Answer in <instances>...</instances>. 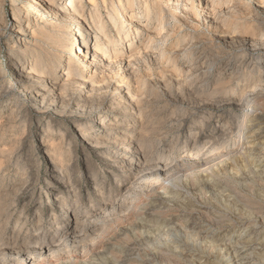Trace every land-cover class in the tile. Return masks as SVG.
Masks as SVG:
<instances>
[{"label":"bare ground","instance_id":"6f19581e","mask_svg":"<svg viewBox=\"0 0 264 264\" xmlns=\"http://www.w3.org/2000/svg\"><path fill=\"white\" fill-rule=\"evenodd\" d=\"M24 1L30 2L37 8L32 20V17L24 12L25 10L16 7L20 18L16 25H11V33L7 37L10 59L14 60L13 73L16 76V83L33 101L38 111L47 110V107L53 105H63L66 99L62 94L66 89L72 91V100L75 99L67 105L70 111L80 109V101L96 99L95 103L98 107L91 115L95 114L92 120L101 127L102 132L94 131L85 123L77 127V133L83 141L93 143L90 149H96V145L105 146L106 167L119 172L117 175L119 178L114 179L117 190L114 194L112 192L106 194L105 185L103 187L98 185L100 173L94 167L85 164L91 177L93 191L103 203L100 212H107L108 209H114L113 207L127 210L128 213L133 212L131 205L138 200V197L129 191L121 192L126 180L130 181L131 189H162L164 195L161 196L160 203L167 214L156 221L160 225L159 228L149 230L150 236L148 233L146 235L137 233L130 244L111 249L108 258L104 253H93L96 255L94 259L73 263L68 259L69 257L75 255L81 258L88 251L90 252L91 247L97 245L95 243L89 248L83 241L95 240L97 237L90 239L96 235L94 230L100 227L106 229L107 226L99 225L90 216L81 222L77 211L71 214L73 208L63 199L66 190L71 188L75 191L79 190V185L74 183L72 177L69 178L67 172L72 168L71 157L64 154V147H60L61 145H51L50 142L55 137L51 128H41L38 137L41 142V152L54 168L47 175V193L49 199L56 203L61 214L66 215V223H69V226L57 227V230L44 239L36 236L39 242L30 245V241L22 239L24 236L29 238L31 232L27 228L28 218L24 213H20L14 228L4 237H0V257L14 253L18 264H37L42 257L56 259L58 256H65L61 264H152L153 262H155L153 264L160 262L205 264L210 259L207 254L210 248L209 242L205 240L208 238L217 241L224 236H215L214 231L198 219L199 216L196 217L193 211V213L189 212L195 210L199 215L204 216L206 212L200 210L198 206L203 208L208 204L204 201L198 204L194 198H189L175 186L177 187L181 182L185 186L201 184L200 193L209 196L208 191L204 189L208 187L211 172L220 177L221 174L228 173L233 166L229 159L223 160L228 155H226L227 140L230 139H237L234 153L242 164L251 168L253 166L258 170H261V167L264 169V141H261L264 138V116L259 114L255 107L260 99L259 94L264 92L260 87L251 91L245 83L252 71L262 69L264 73V66L261 68L255 62L262 60L264 63V0H251L252 2L199 0L202 9L205 8L211 13L215 11L214 16L209 20L211 26L218 30L217 38L208 37V41L212 39V44L206 47H197L199 34L195 33L196 35L192 37L183 35L184 30L194 23L192 17L196 14L193 13L195 12L193 6H196V3H192L193 0H158L145 6L139 2L143 0H101L107 11V19L103 18V13L100 11L99 0ZM138 2L142 8L139 7ZM91 7L92 10H89ZM0 9V18L3 19L4 13L1 7ZM180 11L184 13L180 14ZM143 21L157 22L155 31L150 33L141 24ZM113 28L116 31L114 36ZM176 37L177 42L170 50L171 41ZM3 38L4 34L0 29V41ZM236 44L239 52L230 50ZM122 45L124 47L119 49ZM259 49L261 54L258 57L255 53ZM214 55H218V58L211 61L209 66H205L204 60H211ZM147 57H153L157 61L156 64L164 61L171 64L174 73L177 76L179 74L183 81H188L207 106L209 104L221 108L224 105H233L236 108V111L229 114V121L220 125L222 131L217 136L216 142L205 149L206 153L194 159L196 152L192 149L187 158H183L185 164L200 166L199 173L192 174L191 171V174L185 176H172L176 164H180L182 160L178 162L173 154L162 157L160 148L167 140L173 142L176 140L177 143L184 140L187 145L201 146L200 144L205 140H203L204 130L209 129L208 126L215 113L208 114L201 109L202 106L197 109L189 106L180 108L163 101L159 96L151 101L144 99L142 95L145 91V81L140 75L139 64L144 63ZM233 57L240 60L239 68L235 72H232L229 64ZM64 60L67 61L65 66H63ZM186 67L189 69L185 70ZM61 68L64 70L59 74ZM90 69H93V72ZM87 72L89 73L86 74ZM217 72L218 85L209 91L212 78ZM134 78L137 82L143 83L142 86H133L131 80ZM98 79L102 82L99 85L96 84ZM226 79H230L227 85H225ZM144 100L146 103H143ZM241 118L242 126H238L237 122ZM137 120H140L143 126L139 127ZM68 135L69 133H65L61 139H65ZM258 137H262L259 138L260 143L253 145L248 143L249 139ZM31 139L32 134L27 130L16 137L21 147L28 144ZM205 144L203 142V145ZM21 149H18L21 151H18V154L14 152L16 155L13 153L14 156L12 155L9 160L21 156L23 154ZM230 155L232 154L228 156ZM28 159L30 162L31 158ZM0 164L4 163L0 162ZM19 166L18 162L14 163V167ZM188 172L190 173V170ZM224 189L215 184V190L209 188V191L216 198L215 200L221 203L222 200L228 204L233 203L234 200L229 202L230 195L226 196ZM24 190L22 194L26 192ZM37 194L41 195L42 190L36 189L32 198ZM187 200L197 207L188 205ZM184 209L188 212L183 211ZM52 214L55 219L58 218L57 212ZM4 215L8 223L15 214L8 209ZM34 218L38 223L36 231H41L40 223L43 217L36 212ZM249 219L241 217L237 222L228 225L224 223L223 226L232 230L236 226L251 229L253 239L250 243L258 242L261 239V228L254 230ZM141 227L147 230L140 224L139 229ZM152 234L154 236H151ZM160 234L165 236L159 237ZM233 234L230 235V243L224 244L221 248H215L213 245L212 248L218 251L220 259L226 260L225 264H243L240 259L245 258L247 248L241 242L242 237ZM173 235L176 236L175 239L171 238ZM181 237L194 243L195 247L179 242ZM77 240L82 242L76 243ZM70 244L73 246L71 247ZM197 246L203 249L195 250ZM259 246L264 252V244ZM245 260H248L246 264H258L264 261V256L254 253Z\"/></svg>","mask_w":264,"mask_h":264},{"label":"rangeland","instance_id":"374dc122","mask_svg":"<svg viewBox=\"0 0 264 264\" xmlns=\"http://www.w3.org/2000/svg\"><path fill=\"white\" fill-rule=\"evenodd\" d=\"M85 1L87 2V0ZM145 1L147 2L143 4V2ZM157 1L158 0H143L139 2L142 6H145L150 2L156 3ZM246 1L252 2L251 0ZM191 2L194 4L196 3V6H193L195 11L193 13L196 15H194L195 17H192L194 22L192 24L193 27H188L189 29L186 28L183 35L192 37L196 34H199L200 36L197 42V47H206L212 44V39H209L208 41V37L217 38L216 32L218 30L211 26V21L209 20V18L211 19V16H214L213 13H215V11L211 13V11H207L205 10V8L202 9L199 0H193ZM99 3L101 4L99 5V8L101 13H103V18L107 19V11L104 9L101 0H99ZM140 3L139 7L142 8ZM0 5V7L2 8V12L4 13V18H0V29L2 34H4V38L0 41V162L4 163L2 165L0 164V167H3V169H0V231L1 229H3L0 232V237H4V235H6L11 229L14 228V226L18 222V214L20 213H24L25 217L28 218L27 228L28 230H31V232L29 238L24 236L22 237V239L28 240V242L30 241V245L34 244L35 242H39L36 240V236L44 239V237H48L53 231L57 230V227L68 228L69 226V223H66V215L63 213L61 214L56 203L53 202L52 199H49L50 196L47 193V175L49 172L53 171V167H51L49 160L45 156H43L41 152V142L38 137L40 135L39 133L41 132V128H51L55 137L50 143L51 145L54 144L53 146H55L56 144L59 146L61 145L60 147H64V154L66 153V155H69L71 157L70 165H72L71 167L74 170L71 168V170L68 169L67 172L69 174V178L72 177L74 183H77L79 185V190L75 191L73 188H71L70 190H66L63 196L65 202L71 205V207L73 208V210H71V214L77 211L79 213L81 222H84L86 220V217L90 216V218H92L94 221H97L99 225L107 226L106 229H102L100 227L97 230H94V234L96 235L91 237L90 239L97 237L95 240H88L87 242L83 241L89 248L90 245H93L95 243L97 244L95 245L96 247H91L90 252L88 251L81 258L74 255L69 257L68 259L73 263H77L79 260L85 261L87 259H94L96 255H93V253H104L108 258L111 249L130 244L131 241L135 239L134 237L137 233L146 235L147 233L149 234L150 229L159 228L158 226L160 225H158L156 221L159 220V218L163 217L164 214H167L160 203V198L164 195L162 194L164 192L162 191V189H131L130 181L125 180L123 191L121 192L124 193L126 191H129L138 197V200H136V202L134 201L135 203L133 202L134 204L131 205V207L133 206V212L128 213L127 210H125V212L123 209H118L113 206L112 207L114 209H108L109 211L104 213L100 212L103 203H101L100 198L93 191L91 177L86 170V165L94 167V169H97V171L100 173L98 185L99 187H103L105 185L106 194L108 192H112L114 194V192L117 190L116 185H114V179L119 178L117 177L119 172L117 173L115 170L108 169L106 167L104 156L107 154V148L105 146L96 145V149H90L89 147L92 146L93 143L83 141L77 133V127L85 123L92 127L94 131H97L99 133L102 132V130L100 129L101 127L92 120L95 114L91 115V113L98 107L95 103L96 99H90L84 102L80 101L81 108L78 110L73 109V111H70L67 105L72 100V91L66 89L65 93L62 94V97L66 99L63 105H53L47 107V110L38 111L34 107L33 101L16 83V76L13 73L14 60L10 59V45L7 44V37L11 33V25H16L17 21L20 18L18 8H22L23 11L25 10L24 12L28 13L33 20L35 15L34 11H36L37 7L24 0H0ZM89 10H92V7ZM182 13L184 12L180 11V14ZM174 22L178 23L177 21ZM141 24L144 28L148 29L150 33L154 32L157 27V22L154 21H143ZM112 35H116V31L114 30V28L112 29ZM204 38L207 40H205ZM218 41L220 42V40ZM176 42L177 37L172 39V45L169 46L170 50H172ZM125 44L126 43H124V45ZM236 46L237 44L235 45V47L232 46L230 50L239 52L238 47ZM122 47L124 46H120L119 49H121ZM259 50H257L255 53L258 57L261 54V49ZM150 58L147 57L144 60V63L139 64L141 66L139 70L140 75L145 81V91H143L142 95L144 99L151 101L154 99V97L159 96L160 98H163V101L170 102L178 107L180 106V108L189 106L197 109L201 108L202 106L203 108L201 109H203L208 114L212 115L215 113L213 120L208 126L209 129L204 130L205 135L203 140H205L203 142L206 143L205 145H203L202 142L200 144L201 146L194 147L192 144L187 145L184 140H182L183 142L181 141L179 143H177L176 140H174V142L171 140H167L162 144L160 148V154L162 157L173 154L174 158L178 162L182 160L180 164L178 163L179 165L176 164V169H174V171L172 172V176H185L187 174H191V171L192 174L199 173V170H201L200 166H190L189 164H185L186 162H183V158H185L192 149H195L196 152V157H194V159L206 153L205 149L216 142L217 136L222 131L221 126L229 121V114L232 113V111H236V108L233 105H224L221 108H217L209 104L207 106V103L205 104V102H203L204 100L197 94V92L189 84V82L183 81L180 78L181 76L179 74L177 76L174 73L173 66L171 64H167L166 61L161 64H156L157 61L154 60L153 57ZM217 58L218 55H214L211 60H204L205 66H209L210 62L216 60ZM232 59L233 60H230L229 64L231 66L230 68L232 69V72H235L239 68L240 60H237L234 57ZM255 62L258 63L261 68L264 66L262 60H256ZM66 64L67 61L64 60L63 66H65ZM179 65L180 62L178 66ZM188 69V67L185 68V70ZM62 70H64V68H61L58 73L62 74ZM90 71L93 72V69H90ZM89 72H87L86 74H88ZM218 76V72L215 73L214 77L212 78V83L209 87V91H212L218 85ZM247 79L248 80H246L245 83L247 86H249V89L251 91L260 87L262 89V92H264V73L262 69L252 71V73L248 75ZM229 82L230 79H226L225 85H227ZM101 83L102 82H99V79L96 82L97 85ZM131 83L133 84V86H142L143 84L137 82L135 78L131 80ZM259 98L260 99L255 107L257 108L258 113L264 116V93H260ZM146 100H144L143 103H146ZM72 101H75V99H73ZM137 125L141 127L142 124L140 120H137ZM237 125L242 126V118L238 120ZM24 130H27L32 134V139L28 144L24 146L22 145L23 147H21L20 141L16 140V137L18 138V136ZM65 133H69V135L65 139H61ZM16 134L18 135L16 136ZM259 138L262 137L251 138L249 139L248 143L250 145H253L254 143H260L261 141H264V138H262L261 141H259ZM236 141L237 139L227 140L228 150H226V155H232H227V157L225 156V159H223H229L230 163H232L233 166L229 171L230 173H225V175L221 174L220 177L218 174L215 175L212 172L210 174L211 176L210 181H208V187H204V190L208 191L207 194L209 193L210 197L208 195L204 196V194L200 193L201 184H186L185 186V184L181 182L177 187L175 186L176 189L178 188L177 190H181L182 192L186 193L189 198H194V200H196L198 204H202L203 201L208 204L203 208L201 206H198L200 210L206 212L204 216L199 215L198 211L195 210H191L189 212H194L193 214L196 217L199 216L198 219L203 221L208 227H210L214 231L215 236H224L222 239L220 238L217 241H212L208 238L205 240V242H209L210 247L207 250V254L210 256V259L205 262V264H225L226 260L222 258L220 259L218 251H215V249L213 250L212 246L214 245L215 248H221L222 246H224V244L230 243L229 238L230 235L233 234V231L234 236L242 237L241 242L247 248L244 255L245 258L240 259L243 264L248 263V260L245 259L250 257L254 253L256 255L263 254L264 256V252H262L261 250L262 247L259 246V244H264V169L263 167H261V170H258L253 166L251 168L246 167L244 164H242V162L237 159V156L234 153L237 148ZM18 149H21L23 151V154L19 157H16L18 159L14 157L13 160H9L12 155L14 156L15 153L18 154L19 152H21ZM30 154L32 155L29 156ZM28 158H31L30 162L28 161ZM15 162L19 163L20 166L18 168L14 167ZM23 168H25V170ZM189 170L190 173L188 172ZM146 173L151 174L149 172ZM170 184L172 185V183ZM215 184L219 188H225L224 194L226 196L230 195L231 197L229 196L230 199L228 200L229 202H232V200H234L233 203L228 204L223 200V203H221L218 200H215L216 198L213 197L212 193L209 191V188H213L215 190ZM220 184H222V186ZM36 189L39 191L42 190V194H37L34 198H32V194ZM23 190L26 192L22 194L21 192ZM187 204L192 207H197V205H191V203H189V200H187ZM8 209L11 212H14L15 215L7 223L4 218V214H6V211ZM237 210H239L240 212H238ZM183 211H185V209ZM36 212H39L43 217L40 223L42 229L38 232L36 231V226H38V223H36L37 220L34 218V214ZM55 212L58 213L57 219H55L52 214ZM185 212L188 211L186 210ZM126 213L129 216L126 215ZM239 213L242 214L240 215ZM154 216L156 217L154 218ZM241 217L245 219L251 218L249 219V221L252 223L251 226L252 228H254V230H260L261 228V239L258 242L253 241L250 243V241L253 239L251 235V232L253 231H251V229L236 226V228L232 230L223 226L224 223L225 225H228L231 222H237ZM256 220L259 221L257 222ZM140 224L142 226H145L147 230L142 227L139 229ZM148 236H150V234ZM151 236H154V234H152ZM162 236L165 235L160 234L159 237ZM171 238L175 239L176 236L173 235L171 236ZM199 238L201 237L199 236ZM79 242L82 241H76V243ZM179 242H184V244L186 243L193 248L195 247L194 243L187 240L186 238H179ZM70 246L72 247L73 244H70ZM198 249H200L201 251V249L203 248L197 246L195 250ZM239 249H241V246H239ZM62 257L64 258L62 259ZM62 257L58 256L56 259L47 258L48 260L45 257H42L43 259L40 258V261L37 262V264H61L65 260V256ZM16 260V255L14 253H9L6 256L0 257V264H18ZM160 264L165 263L160 262ZM258 264H264V261Z\"/></svg>","mask_w":264,"mask_h":264}]
</instances>
